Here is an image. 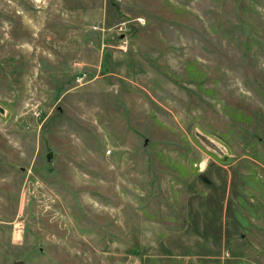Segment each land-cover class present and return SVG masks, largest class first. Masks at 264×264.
<instances>
[{
  "label": "rangeland",
  "instance_id": "1",
  "mask_svg": "<svg viewBox=\"0 0 264 264\" xmlns=\"http://www.w3.org/2000/svg\"><path fill=\"white\" fill-rule=\"evenodd\" d=\"M198 204L264 264V0H0V264H200Z\"/></svg>",
  "mask_w": 264,
  "mask_h": 264
},
{
  "label": "crops",
  "instance_id": "2",
  "mask_svg": "<svg viewBox=\"0 0 264 264\" xmlns=\"http://www.w3.org/2000/svg\"><path fill=\"white\" fill-rule=\"evenodd\" d=\"M200 204L197 207L192 206L191 209L186 214V220L183 222V226L181 228L174 229V234H170V236L178 237L183 240L182 248L185 249H192L193 252L190 250V253L185 254L188 259H199L200 264H218L217 259L218 257L211 253L210 249L213 248H220L226 247L227 243L231 240H239L240 238L244 237V230L243 233L240 234V238H236V234L226 237V230L223 227V220L222 216L221 219L217 218V215L214 213L213 209L210 211L209 214L206 212H201ZM218 222V223H217ZM204 230H210V232L218 231L219 234H216V237L213 236H201V232ZM207 232V233H210ZM206 237V238H205ZM208 239V240H206ZM178 246L181 247L178 243ZM192 247V248H191ZM234 248V245H233ZM239 248V247H237ZM237 248H234L237 250ZM197 249V250H194ZM242 250L237 252L241 253V257L248 261V247L241 248ZM234 251V250H233ZM236 252V251H234Z\"/></svg>",
  "mask_w": 264,
  "mask_h": 264
},
{
  "label": "water",
  "instance_id": "3",
  "mask_svg": "<svg viewBox=\"0 0 264 264\" xmlns=\"http://www.w3.org/2000/svg\"><path fill=\"white\" fill-rule=\"evenodd\" d=\"M196 135L199 137V139L206 144L208 147L215 149L218 152H221V149L210 139H208L205 135L201 134V133H196ZM48 157H51V153L49 152L47 154ZM23 261H16L15 264H21Z\"/></svg>",
  "mask_w": 264,
  "mask_h": 264
},
{
  "label": "built area",
  "instance_id": "4",
  "mask_svg": "<svg viewBox=\"0 0 264 264\" xmlns=\"http://www.w3.org/2000/svg\"><path fill=\"white\" fill-rule=\"evenodd\" d=\"M142 20H143L142 18H137V21H138V22H142ZM121 28H122V27H121Z\"/></svg>",
  "mask_w": 264,
  "mask_h": 264
}]
</instances>
